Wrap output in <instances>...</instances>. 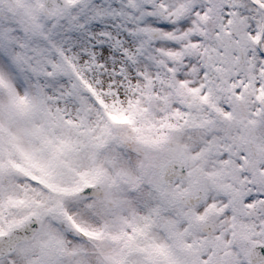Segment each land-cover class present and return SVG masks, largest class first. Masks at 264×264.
Returning a JSON list of instances; mask_svg holds the SVG:
<instances>
[{"label":"snow or ice","instance_id":"6c2138e0","mask_svg":"<svg viewBox=\"0 0 264 264\" xmlns=\"http://www.w3.org/2000/svg\"><path fill=\"white\" fill-rule=\"evenodd\" d=\"M0 264H264V0H0Z\"/></svg>","mask_w":264,"mask_h":264}]
</instances>
